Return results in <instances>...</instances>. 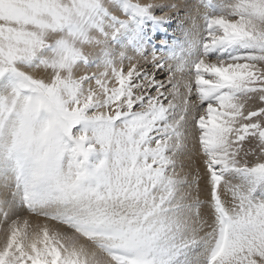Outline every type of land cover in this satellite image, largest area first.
Here are the masks:
<instances>
[{"label":"snow or ice","instance_id":"1","mask_svg":"<svg viewBox=\"0 0 264 264\" xmlns=\"http://www.w3.org/2000/svg\"><path fill=\"white\" fill-rule=\"evenodd\" d=\"M0 264H264V0H0Z\"/></svg>","mask_w":264,"mask_h":264},{"label":"bare ground","instance_id":"2","mask_svg":"<svg viewBox=\"0 0 264 264\" xmlns=\"http://www.w3.org/2000/svg\"><path fill=\"white\" fill-rule=\"evenodd\" d=\"M185 2L187 4H189V5H196L197 4V0H185ZM182 15H183V13H182ZM201 22L203 23L202 19H201ZM201 22L199 21V23H201ZM174 35L175 36H179L180 35V32L177 30V25H176L175 22L169 28L167 35L166 36L162 35L161 39H164V38L172 39ZM29 218L34 219V220H39L38 218H35V217H32V216H29Z\"/></svg>","mask_w":264,"mask_h":264},{"label":"rangeland","instance_id":"3","mask_svg":"<svg viewBox=\"0 0 264 264\" xmlns=\"http://www.w3.org/2000/svg\"><path fill=\"white\" fill-rule=\"evenodd\" d=\"M200 22H201V20H200ZM26 214L29 215L28 213H24V215H26ZM30 220H32L33 223H38L39 222V220H34V219H31V218H30Z\"/></svg>","mask_w":264,"mask_h":264}]
</instances>
